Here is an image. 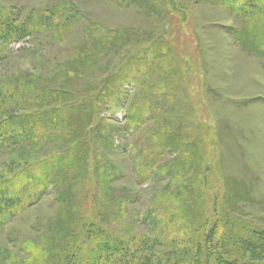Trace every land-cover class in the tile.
<instances>
[{"label": "rangeland", "instance_id": "1", "mask_svg": "<svg viewBox=\"0 0 264 264\" xmlns=\"http://www.w3.org/2000/svg\"><path fill=\"white\" fill-rule=\"evenodd\" d=\"M226 2L177 0L172 14L165 0H0L20 19L41 16L37 33L0 47V81L34 76L38 88L68 90L74 100H86L98 111L99 88H109L106 81L123 74L116 99L123 93L124 104L107 103L85 128L92 135L95 121L103 118L127 130L113 133L115 147L100 148L119 171L112 183L114 202L120 204L122 195L132 201L110 221L115 236L128 239L150 232L153 222L145 219L146 212L154 194L168 185L172 197L189 185L193 216L203 223H226L233 241L248 238L249 230H264V24L257 18H264V0H253L249 11L237 2L229 8ZM86 51L92 64L84 65L85 75L76 73L67 87L62 80L74 74L70 63L82 52L86 60ZM155 57L159 67L152 64ZM60 70L66 74L57 80L61 88L55 77ZM141 89L146 99L137 122L143 123L134 131V125L126 127V117ZM53 117L41 129L50 132ZM72 122L74 117L65 116L66 126ZM66 131L64 140L72 134ZM53 137H46L45 152L52 150ZM140 144L150 148L146 161L137 164ZM96 154L93 146L86 160L74 156L71 168L85 164V171L78 173L77 188L67 196L92 217L88 204L96 195ZM169 166L173 171L162 173ZM51 188L0 229L2 262L20 255L22 245L37 244L44 239L41 233L59 222ZM231 251L230 243L219 246L225 256Z\"/></svg>", "mask_w": 264, "mask_h": 264}, {"label": "trees", "instance_id": "2", "mask_svg": "<svg viewBox=\"0 0 264 264\" xmlns=\"http://www.w3.org/2000/svg\"><path fill=\"white\" fill-rule=\"evenodd\" d=\"M252 1L227 0L226 3L232 8L237 2L249 11ZM165 3L172 14L177 13V0H165ZM40 18L41 16L20 19L0 5V47H8L37 33V20ZM257 18L264 24L263 16L257 15ZM85 56L86 60L83 52L79 53L75 63H70L74 74L68 73L66 76L60 70L55 76L56 82L66 76L62 81L67 82V87H72L73 82H69L71 78H76L75 74L83 72L84 65L89 68L93 62L88 65L93 59L88 51ZM136 60L137 63L142 61ZM152 64L157 67L161 65L156 57ZM122 76L123 74L117 73L116 77L112 76L106 81L110 84L109 88H99L98 111L94 104L90 105L86 100H74L76 95L68 90L53 91L48 85L43 89L38 88L34 76L29 79L8 77L0 81V229L29 206L40 202L50 187L56 193V213L59 220L46 233H41L44 239L37 244L22 245L20 255L6 256L7 260H0V264H264V230H249L248 238L242 236L233 241L232 236H229L232 230L226 223L220 220L204 223L203 220L198 221L191 213L187 191L190 190L189 185H183L176 197L171 195L172 185L154 194L145 216L146 220L153 222L150 224V232L132 235L128 239L112 234L108 227L110 221L121 215L129 200L126 195H122L120 204L114 202L116 190L112 183L119 177V171L101 150L104 147H115L113 141L117 136L114 137L113 133L125 134L123 131L127 130L110 122L106 123L103 118L99 122L95 121L96 127L93 126L92 135L85 128L107 103L112 106L124 104L123 93L116 99L119 95L118 85L123 83L118 80ZM59 86L61 88V84ZM64 87L66 88V83ZM47 88L50 91H46ZM139 92V100L134 105L129 104L126 117V127L134 125V131L143 123L139 120L137 122V119L142 113L146 93L142 89ZM52 96L60 99L51 101ZM109 98L114 99L111 101ZM52 115L55 127L46 132L40 125L50 122L49 117ZM69 115L74 117V122L66 126L65 116ZM35 124L37 128L33 130ZM130 129L128 131L133 132ZM66 130H70L72 134L69 139L64 140ZM52 135V150L45 152L44 147L49 142L46 137L51 138ZM93 146L97 152L94 158L96 195L88 204L94 213L92 217L76 208L73 200L70 201L67 196L69 191L77 188L75 184L78 173L85 171V164L76 170L71 168L72 159L77 155L76 158L86 160ZM149 148L150 145L140 144L137 149V164L146 161L144 155ZM8 155L11 157H7ZM161 171L170 174L173 170L169 166L161 168ZM59 174H62L61 178L58 177ZM37 191L41 193L36 194ZM180 215L183 222L180 221ZM174 216L178 218V222H174ZM186 224L191 227L185 226ZM222 243H230L232 246V251L227 256L219 252ZM11 258L16 259L12 261Z\"/></svg>", "mask_w": 264, "mask_h": 264}]
</instances>
